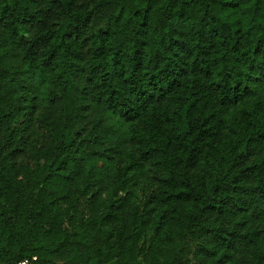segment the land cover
Here are the masks:
<instances>
[{"label":"trees","instance_id":"1","mask_svg":"<svg viewBox=\"0 0 264 264\" xmlns=\"http://www.w3.org/2000/svg\"><path fill=\"white\" fill-rule=\"evenodd\" d=\"M264 264V0H0V264Z\"/></svg>","mask_w":264,"mask_h":264},{"label":"built area","instance_id":"2","mask_svg":"<svg viewBox=\"0 0 264 264\" xmlns=\"http://www.w3.org/2000/svg\"><path fill=\"white\" fill-rule=\"evenodd\" d=\"M35 260H36V255H32L31 257L26 256L16 261L15 264H34Z\"/></svg>","mask_w":264,"mask_h":264}]
</instances>
